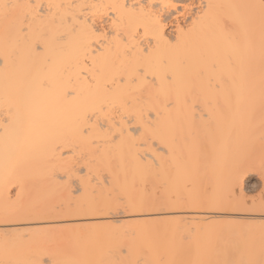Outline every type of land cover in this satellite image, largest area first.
<instances>
[{
	"label": "bare ground",
	"instance_id": "obj_1",
	"mask_svg": "<svg viewBox=\"0 0 264 264\" xmlns=\"http://www.w3.org/2000/svg\"><path fill=\"white\" fill-rule=\"evenodd\" d=\"M260 141L264 0H0V264H264Z\"/></svg>",
	"mask_w": 264,
	"mask_h": 264
},
{
	"label": "rangeland",
	"instance_id": "obj_2",
	"mask_svg": "<svg viewBox=\"0 0 264 264\" xmlns=\"http://www.w3.org/2000/svg\"><path fill=\"white\" fill-rule=\"evenodd\" d=\"M261 142V141H260ZM262 143H263V141L261 142V143H259V142H256V144H254V145H252V147L254 148H252L251 147V149H253V150H251L252 152H250L249 153V160L251 161V160H253V161H251V162H249V163H253L252 165H250V169L249 168H247L248 170H250V171H246L247 173H244V174H242V175H240L241 177L243 176V178H241V184L238 186V187H241V188H239L240 190H241V193L243 194V196H241V197H243L242 199H244L246 202H248L247 204V208H252L253 206H251V204H253V205H255L256 204V202L258 201V200H261V199H264V182H263V180H264V168H262V171L261 172H263V174L260 172V168L261 167H263V165H264V143H263V145H262ZM262 145V146H261ZM258 147V148H257ZM261 147V148H260ZM240 150H243V149H240ZM255 153H256V155H255ZM261 153H262V155H261ZM257 154L259 155V156H257ZM241 155V154H240ZM254 155L256 156L255 158H253L254 157ZM236 157H238L237 159H238V161H240V156H236ZM235 157V158H236ZM258 157V158H257ZM247 159H248V157H247ZM262 159V160H261ZM257 160H259V161H257ZM261 160V161H260ZM263 161V162H262ZM255 162V163H254ZM259 164V165H261V164H263V165H261L260 167H259V169L258 168H253V166H255L254 164ZM257 164V165H258ZM256 165V166H257ZM253 169V170H252ZM256 169V170H255ZM263 176V177H262ZM238 189V188H237ZM241 193H239L238 192V190H237V192H236V194H235V197H240L239 195L238 196H236L237 194H240L241 195ZM246 198V199H245ZM251 201H254V203H251ZM251 203V204H250ZM249 205L251 206V207H249ZM224 220V219H223ZM221 221H222V219H220V221L217 219V221H213V224H210V226L211 227H213L212 229H211V231L213 232V233H215L214 231H216V229H219V228H217V226L219 227L220 226V223H221ZM225 221V220H224ZM224 221H222V224H224V227L225 226H228L227 224H229V226H230V228H234V227H236L237 226V224H238V226L241 228V227H243L244 225V228H246V226H247V228H249L250 229V227H252V228H257V229H253L252 230V232L255 230V233L254 234H258V233H260V230L258 231V233L256 232V230H258V229H261V230H263L264 231V223L263 222H254L255 224H256V226H255V224H252L251 222H247L248 224H246V223H242L241 222V224L242 225H239V220H226V222H224ZM232 221L233 223H237V224H232V222L230 223V222ZM258 223V224H257ZM260 223V224H259ZM263 223V224H262ZM233 225V227L231 226V225ZM249 224H251L250 226H249ZM261 225V226H260ZM164 226H165V228H166V233H168V232H171V231H173L175 234H177V235H179L180 236V240L182 241V243L184 244V245H186L189 241H190V238L191 237H193V236H195V235H197V233L198 232H195V230L189 225V223L187 224L185 221H180V222H176V221H172V222H169V221H164ZM237 226V229H240L239 227ZM255 226V227H254ZM222 227H223V225H222ZM215 228V229H214ZM227 227H225V229H226ZM230 228H227L226 230H227V232L230 234V232H229V229ZM246 228V229H247ZM251 228V229H252ZM263 228V229H262ZM171 229V230H170ZM222 229V228H221ZM248 229V230H249ZM170 230V231H169ZM233 230V229H232ZM244 230V229H243ZM225 231V230H224ZM238 231H240L241 232V230H238ZM245 231V230H244ZM244 231H242V232H244ZM247 231V230H246ZM237 232V231H236ZM236 232H234L233 231V233H235V234H237ZM238 233V234H241V233ZM250 233V234H253V233ZM217 233V232H216ZM218 233H221V232H218ZM244 233H247V232H244ZM262 233V232H261ZM235 234H232V236H234ZM264 234V233H263ZM221 235V234H220ZM246 235V234H245ZM262 235V234H261ZM236 236H238V235H236ZM252 236V235H251ZM251 236L249 235V236H246L247 238H249V241H246L247 239H245V240H243L244 238H246V237H243V243L245 242V243H249V242H253L254 240H252V238H251ZM259 236V235H258ZM226 237H228V236H226ZM242 237V236H241ZM219 238H220V236H219ZM224 238V237H223ZM237 238V237H236ZM256 238H261V237H255L254 239H256ZM218 239V238H217ZM238 239H239V237H238ZM262 239V238H261ZM260 239V240H261ZM219 240V239H218ZM229 240H232V238H230ZM250 240H252V241H250ZM264 241V240H263ZM262 241V242H263ZM219 242H220V240H219ZM218 242V244H223V243H225L226 241L224 240V242H221V243H219ZM261 242V241H260ZM259 241H258V243H260ZM261 242V243H262ZM229 243V242H228ZM228 243H226V244H228ZM256 243V242H255ZM216 244V243H215ZM264 243H262V247L264 248V245H263ZM248 245V244H247ZM247 245H245V246H247ZM253 245V244H252ZM255 245H257L258 246V244H255ZM260 245V244H259ZM219 247H221V245H219ZM260 248H261V245L259 246ZM264 253V252H263ZM183 258H185V257H183ZM182 259V258H181ZM182 260H188L187 262H191V260H192V258L191 257H187V258H185V259H182Z\"/></svg>",
	"mask_w": 264,
	"mask_h": 264
}]
</instances>
